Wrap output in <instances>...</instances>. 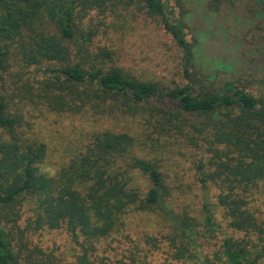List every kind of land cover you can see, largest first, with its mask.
I'll return each instance as SVG.
<instances>
[{"label": "trees", "instance_id": "16d2710c", "mask_svg": "<svg viewBox=\"0 0 264 264\" xmlns=\"http://www.w3.org/2000/svg\"><path fill=\"white\" fill-rule=\"evenodd\" d=\"M186 1L0 0V264H57L52 252L30 246L26 237L59 229L77 244L75 264H94L96 243L124 227L130 213L143 212H158L171 223L181 239L176 259L189 264L201 247L199 232L191 216L168 207L162 163L143 155L156 143L198 150V181L205 193L216 190L215 202L205 201L200 212L206 233L220 232L214 222L220 209L239 235L223 240L221 263L264 264V217L252 211L249 195L264 192V96L246 90L241 79L209 84L197 65L199 45L186 23ZM226 2L235 0H209L208 6L217 13ZM132 7L173 39L186 83L166 87L136 79L108 65V49L95 52L98 32L88 17ZM253 8L264 16V0H252ZM21 62L39 73L23 96L37 107L116 123L133 118L141 131L94 133L67 167L45 171L47 144L28 135L17 97L5 86L12 64ZM141 176L148 181L144 191Z\"/></svg>", "mask_w": 264, "mask_h": 264}, {"label": "rangeland", "instance_id": "374dc122", "mask_svg": "<svg viewBox=\"0 0 264 264\" xmlns=\"http://www.w3.org/2000/svg\"><path fill=\"white\" fill-rule=\"evenodd\" d=\"M208 1H186V23L199 45L197 65L204 70L210 85L222 86L227 78L241 79L246 83V90L263 97L264 86L260 82L264 79V38L259 27H264V16L254 8L251 11L252 0L226 2L217 13L210 11ZM88 21V26L98 32L93 39L95 52L105 48L113 54V61L108 62L110 67H121L131 77L166 87L174 86V81L186 83L179 48L157 21L146 17L136 7L119 8L105 17L92 13ZM14 60H19L18 56H14ZM22 67V62L12 64L5 86L10 95L17 97L16 108L27 121L28 135L47 144L45 171L67 167L85 149L94 133L111 129L135 131L134 127L141 131L133 118L116 123L91 114L56 113L37 107L23 96L27 92L26 84L40 79L39 73L35 67ZM143 155L162 163L161 170L170 189L168 207L177 214L191 216L189 218L197 225L196 231L205 235L203 238V234L198 233L201 247L189 264L205 261L220 264L225 259L221 248L223 240L236 234L232 233L220 209L214 217L220 232L206 233L205 217L200 212L205 201L215 202L216 190L205 193L198 181V150L181 143H164V147L156 143L145 149ZM138 183L142 191L148 187L143 176ZM251 192L252 211L257 217H264L263 190ZM26 217H22V221ZM26 239L30 246L52 252L57 264L76 262L77 244L66 229L31 231ZM180 242L171 223L158 212L130 213L125 217L124 227L96 243L92 260L94 264H182V260L176 259L175 245L180 246Z\"/></svg>", "mask_w": 264, "mask_h": 264}]
</instances>
